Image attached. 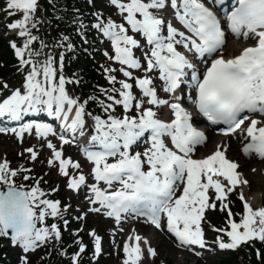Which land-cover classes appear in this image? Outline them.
Wrapping results in <instances>:
<instances>
[{"label":"snow or ice","instance_id":"snow-or-ice-1","mask_svg":"<svg viewBox=\"0 0 264 264\" xmlns=\"http://www.w3.org/2000/svg\"><path fill=\"white\" fill-rule=\"evenodd\" d=\"M108 2L121 22L111 17L105 19L97 11L93 13L95 22L91 27L110 44L111 53L105 50L103 56L119 67L101 66L111 85L100 89L106 99L88 96L81 100L69 95L66 88L68 84L81 83L76 73L71 77L64 75L65 54L75 51L70 37L60 33L49 43L34 34V30L41 31L42 25L51 27V20L36 15L41 7L39 0H4L0 11L7 17L21 16L6 27L21 38V44L10 40L9 46L18 62V71L26 72L19 87L10 88L6 80L0 79V95L9 92L0 99V118L18 122V127H0V133H12L23 142L24 134L31 135L35 129L36 137L42 138L51 150L49 167L54 161L59 162L60 175L68 177L67 188L79 191L87 187L92 195L85 198L93 205L88 211L103 210V215L113 219L117 227L129 216L143 218L156 229L171 234L179 247L199 256L196 248L207 246L202 221L206 211L217 210L219 202V211H226L227 219L225 227L213 226V230L228 238L226 242L222 236L216 237L219 249L235 250L243 243L257 240L264 243V207L253 208L240 192L243 212L237 222L226 202L229 193L249 183L238 171L240 165L225 156L226 147L222 151L218 146L211 155L193 158L196 147L205 144L207 138L194 126L193 115L184 106L186 99L207 121L224 125L225 134L235 133L250 120L245 137L248 142L241 151L246 157L255 154L264 159V122L251 118L256 114L264 117V0H231L230 8L225 7L222 15L218 7L215 11L213 7L223 0H215L213 7L205 0ZM48 3L55 9L54 0ZM86 27L81 21L77 29L85 44ZM229 35L254 43L238 55L225 58ZM141 39L146 43L142 44ZM57 49H62L58 58ZM198 64L205 65L203 72ZM116 73L123 78L118 79ZM157 81L161 83L158 85ZM159 91L169 98H161ZM90 101H96L105 115L88 110ZM117 106L122 109L119 114ZM164 107L170 111V120L159 116ZM41 113L60 120L63 132L72 133V140L63 134L59 136L61 149L48 138L57 135L50 124L19 123L25 116ZM77 133L86 137L94 149H83L86 161L92 165L90 175L95 182L91 184L79 162L63 157V145L73 142ZM141 143L146 147L136 150ZM24 151L30 153L32 161L37 159L38 153L32 147ZM69 167L79 174L70 176ZM30 171L23 166L11 168L7 159L0 162V186L6 189L0 190V237L22 250L21 264H30L28 253L52 240L61 241L58 224L48 225L46 220L63 219L70 207L62 209L59 200L46 198L48 193L40 187L43 177L36 179L25 174L22 179L34 183L17 184L16 177ZM101 183L107 187H101ZM84 215L76 219L82 220ZM63 223L66 228L68 221ZM78 231L73 235H78ZM89 235L93 238V255L99 257L102 238L95 230ZM128 239L135 243L125 241L123 264H142V237ZM143 243L149 242L144 239ZM76 244L78 251L70 257L71 264H78L86 248L82 240ZM147 252L149 256L156 255L151 246Z\"/></svg>","mask_w":264,"mask_h":264},{"label":"rangeland","instance_id":"rangeland-1","mask_svg":"<svg viewBox=\"0 0 264 264\" xmlns=\"http://www.w3.org/2000/svg\"><path fill=\"white\" fill-rule=\"evenodd\" d=\"M99 50H100V46H98L96 53H95V56L99 62H103L102 56L99 53ZM1 140H3V139H0V141ZM11 148H12L11 151L15 150L14 147H12V145H11ZM211 149L212 148H210L206 153H208ZM0 152H4L3 148L0 149ZM16 166H17V162H15V161H13L12 164L10 165V167L13 169ZM38 170H39V173L42 174L44 169L38 168ZM255 179L259 183L258 188L257 189H251L249 187L246 191H248L249 196L251 197L255 206H258V201L260 199H264V170L259 172ZM40 187L44 188L45 182L41 183ZM86 223H87L86 232H85L86 234L88 233L89 229L98 230V226H97L95 219L89 218ZM102 234H104V233H102ZM108 240H109V237L106 236V241H108ZM160 241H162L163 244L160 245V247H158V250L160 252L161 257L166 260L167 264H195L196 260L186 259L184 257L183 258L179 257V255L176 251L169 249L168 244L165 241H163L161 239H160ZM0 242L2 243V245L8 246L7 242H5V241H0ZM165 245L167 246L168 251H166ZM170 251L173 252V255L171 254ZM30 253H33V252H30ZM225 254H226V251H219L217 249L207 248V250L202 253L203 258L201 260H197V261L199 262V264H211L212 262L217 261L218 259L223 257ZM15 259H13L12 263L18 264V262ZM99 260L102 264H118V261L115 260L114 256L112 254H108V252H104L103 256L100 257Z\"/></svg>","mask_w":264,"mask_h":264},{"label":"bare ground","instance_id":"bare-ground-1","mask_svg":"<svg viewBox=\"0 0 264 264\" xmlns=\"http://www.w3.org/2000/svg\"><path fill=\"white\" fill-rule=\"evenodd\" d=\"M214 140H215V143H218V142H220V140H218L216 137L215 138H213ZM235 141H236V137H232V138H230V143H231V145H232V147L234 146V144H235ZM208 145H210L209 143L205 146V147H208ZM231 147V148H232ZM209 148H210V146H209ZM231 148H229L228 150H226V152H228V153H230L231 155H233L234 156V153L232 152V150H231ZM220 149L221 150H225V148H223V147H220ZM244 168H246V170L248 169V168H250L251 167V164L249 163H245L244 165H242ZM245 176H248V177H250V174L248 173V172H246L245 173ZM252 181V180H251ZM252 183L254 184V182L252 181ZM185 253V252H184ZM183 254V253H182ZM182 254H180V255H182Z\"/></svg>","mask_w":264,"mask_h":264}]
</instances>
